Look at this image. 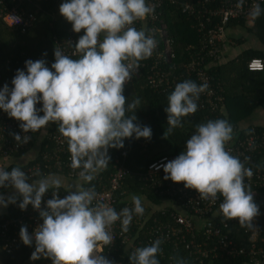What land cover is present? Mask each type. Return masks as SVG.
I'll return each instance as SVG.
<instances>
[{"label":"clouds","instance_id":"clouds-1","mask_svg":"<svg viewBox=\"0 0 264 264\" xmlns=\"http://www.w3.org/2000/svg\"><path fill=\"white\" fill-rule=\"evenodd\" d=\"M262 11L257 4L251 14L258 18ZM59 12L75 33L83 31L74 44L73 55L78 58L56 47L51 67L45 59H27L25 68L16 70L12 87L5 83L0 88V109L20 121L25 133L37 132L51 123L58 125L67 138L71 167L80 169V177L90 183L94 174L107 168L109 148H123L126 138L151 139L150 126L135 122L140 99L127 103L124 88L140 61L150 58L157 46L154 35L134 26L154 9L146 0H64ZM207 87L192 80L176 84L165 108L168 134L183 127L182 118L198 110L197 101ZM129 112L132 115H127ZM13 135L21 143L31 139ZM232 138L233 126L225 119L198 124L185 149L162 165L164 178L183 182L203 200L215 203L222 197L224 219H236L241 227L254 229L253 220L260 210L251 187L245 183L253 172L226 150ZM127 168L130 176L126 184L131 179ZM0 187L15 190L7 198L0 193V206L15 204L20 196L21 210L30 204L38 210L43 223L32 234L27 226H21L20 238L27 246L35 243L30 259L44 257L52 264H114L102 254L103 248L113 242L112 225L120 221L122 231L127 232L133 213H144L140 198L135 196L134 207L119 212L99 202L94 204V186L76 187L60 198L59 179L32 183L28 173L15 167L10 171L0 169ZM50 189L52 198L42 208L43 197ZM161 243L156 239L137 248L129 255L130 264H160L157 257L162 252Z\"/></svg>","mask_w":264,"mask_h":264},{"label":"built area","instance_id":"built-area-1","mask_svg":"<svg viewBox=\"0 0 264 264\" xmlns=\"http://www.w3.org/2000/svg\"><path fill=\"white\" fill-rule=\"evenodd\" d=\"M0 0V4H1ZM179 4L181 11L189 17L199 19L197 30L199 32V45L197 49L193 45L187 47V60L182 64V72H179L175 62V53L172 50V39L168 36V29L165 22L158 19L156 10L161 8L164 0H146L153 7L154 12L143 21H137L135 27L143 29L146 34L154 35L157 46L152 56L142 67H148L146 80L149 87L160 90L161 87L176 85L184 76L186 80L194 78L197 84H207V89L201 93L198 109L207 111H223L225 105L224 88L219 80L209 74L210 63L219 60L221 54L220 43L225 37L227 24L234 19H242L248 25L254 24L252 10L259 4L262 9L264 0H167ZM210 5L208 8L204 7ZM202 7V8H201ZM22 13L14 9L8 10L0 6V19L8 26H23L29 23L30 19H24ZM213 18H218L213 20ZM203 19V20H202ZM78 34L69 36L66 39L65 54L73 55L74 44L78 40ZM170 67V70L163 69V65ZM246 69L250 72H262L264 61L260 57H251L246 62ZM135 72L132 74L134 77ZM217 79V78H216ZM40 107L41 105L38 104ZM19 122L10 118L6 112L0 109V151L4 155L22 149L26 143L17 142L13 134L30 136L32 132L25 133L21 128L16 129L15 124ZM11 129L10 134L5 137V129ZM48 131L44 132L43 137ZM52 137L55 146L51 153H45L46 161L52 166L64 169L69 177L80 173L81 170L71 167V154L65 138L59 131L48 133ZM5 140V149L2 150V141ZM226 150L233 156L238 157L245 167L251 168L253 175L246 178V185L251 187L254 193V201L259 206L260 214L253 220L254 229L241 227L238 220H225L220 209L222 197L215 203L210 200H203L194 189L184 187L183 182L176 183L171 179H165V172L162 165L174 159L177 154H163L149 162L143 173L139 174V190L132 192L128 190L126 178L130 171L123 162L115 161L113 167L110 187L105 190H95L96 200L106 206L113 207L117 212L127 207L132 209L133 197H139L144 208L143 215L133 213V218L127 232L122 231L120 221L112 225L110 232L113 235L111 245L103 248V255L114 264H130L129 255L137 248L150 245L156 239L162 241V252L158 254L160 264H216L225 261L227 264L232 259H238V264H264V226L260 221L264 219V130L251 125L245 129L242 135L239 131L233 130V138L227 142ZM124 156L125 153L123 152ZM123 161V160H122ZM40 169L39 164L30 166L26 173L33 177ZM132 172V171H131ZM134 174L131 173V178ZM52 189L43 197L42 208L46 201L52 198ZM156 195L158 202L148 197L147 192ZM68 191L59 189V196L63 198ZM22 197L17 196V202L13 204V216L6 217L0 224L3 232L13 229V244L3 243L2 250L13 252L14 243L25 244L20 238L21 226H27L32 234L37 227L43 223L38 210L28 205L26 210H21L19 203ZM233 222L242 228L246 238H240L242 242H235L231 239V231L227 229L228 223ZM260 226V227H259ZM3 236H7L6 233ZM10 237H7V239ZM8 241V240H6ZM119 252L122 257L114 258V253ZM122 258H125L121 260ZM52 264V263H48Z\"/></svg>","mask_w":264,"mask_h":264},{"label":"trees","instance_id":"trees-1","mask_svg":"<svg viewBox=\"0 0 264 264\" xmlns=\"http://www.w3.org/2000/svg\"><path fill=\"white\" fill-rule=\"evenodd\" d=\"M64 0H2L0 6L8 10L14 9L17 12L22 13L24 19H30L26 25H13L8 26L0 19V88L5 83L12 87L11 81L16 74L17 69L25 68V61L32 59H45L47 66L51 67L54 62V49L61 47L65 49L66 39L69 36L76 35L72 30V25L68 22L59 12L60 4ZM210 5L204 7L208 8ZM202 8V7H201ZM264 10V5L262 7ZM158 19H161L167 25L168 36L172 39V50L175 53V62L179 72H182V64L187 60V47L193 45L195 49L199 45V32L197 30V23L199 19L189 17L188 14L181 11L179 4L171 3L167 0L161 5V8L156 10ZM218 18H213L216 20ZM203 20V19H202ZM257 33L260 37L264 34V11L258 18H254ZM242 19L231 20L227 27L236 24H244ZM226 27V29H227ZM83 31L78 34L82 35ZM103 37H101L102 39ZM68 50V46H67ZM47 53L45 57L43 53ZM73 59H77L78 56L71 55ZM260 57L256 54H247V60L251 57ZM221 58V57H220ZM219 58V60H220ZM262 58V57H260ZM264 61V58H262ZM219 60L213 63H218ZM145 59L140 61V67L135 71L134 77L131 81L125 85L124 95L127 97L126 102L130 103L134 99L139 98L141 103L138 106L135 115L137 116L136 123L141 125L150 126L152 130L151 139L139 138H126L124 140V147L120 149L109 148L108 154L111 159L106 169L98 171L94 174L95 178L90 182H85L79 175L75 174L73 177H69L64 169V163H62V169L53 167L52 163L46 161L44 157L45 153H51L54 150L55 142L52 137H48V133H54L59 131L58 125L55 123L49 124L47 127L42 128L37 132H32L31 139L24 145L22 149L15 150L13 153L4 155L3 151H0V160L6 158L4 168L5 170H11L12 168H20L23 171H27L30 166L39 164L40 169L35 173L33 177H30V182L46 179L48 175H59L62 178H58L60 181L65 179H71L72 181H80L79 187L91 188L94 186L95 190H105L110 187L112 179L113 167L116 164L115 161L123 162L125 167H129L134 176L127 180L128 190L135 192L139 190L140 182L138 181L139 174L143 173L149 162L156 159L163 154H177L179 155L186 145V141L196 131V126L201 123H206L208 120L225 119L233 127L235 123L228 118V115H224L223 112L207 111L206 109H198L194 114H190L182 118L183 127H178L173 130L171 134L167 133L169 127L167 122V113L165 108L168 106V96L174 91L175 86L165 88L164 86L160 90L149 87L146 75L148 73V67H142V64L147 62ZM245 67V66H244ZM163 69L170 70V67L166 64L163 65ZM26 70V69H25ZM247 72H250L246 69ZM264 71V70H263ZM262 71V72H263ZM254 73V72H250ZM209 74H211L215 80L218 79V67L210 66ZM217 78V79H216ZM186 80L184 76L178 83ZM188 80L195 81L194 78ZM39 105H37L38 107ZM245 110V109H244ZM248 113V110H247ZM246 110L243 112V116H247ZM43 115V113H40ZM127 115H132L131 112ZM245 116V117H246ZM20 121L15 124L16 129L19 130ZM255 126V125H253ZM250 127V126H248ZM257 127V126H255ZM259 128V127H258ZM260 129V128H259ZM11 129H5V137L10 134ZM45 131H48L47 135L40 141L39 135ZM240 134L245 133V129L239 131ZM165 133V136H164ZM39 138V139H37ZM3 145L2 150L5 149V140L1 142ZM39 145L37 152L33 151L35 146ZM28 160L24 161L26 164L22 165L18 162L25 154H30ZM125 153L123 156L122 153ZM13 158V159H10ZM123 160V161H122ZM2 166V165H1ZM80 170V169H78ZM53 177V176H52ZM64 178V179H63ZM8 187H0V193L8 190ZM61 190L69 191L66 187L62 186ZM154 202H158L156 195L151 192L145 193ZM13 204L9 203L8 210L5 214L0 216V224L4 222L6 217L13 216L14 209ZM260 226H264V219L260 221ZM259 226V227H260ZM227 229L231 231L230 237L235 242H242L240 238H246L247 235L243 233L242 228L238 224L229 222ZM6 233L7 236H3ZM264 236V232H262ZM7 237H10L7 239ZM13 229L3 232L0 227V264H43L44 262L52 263L50 259L41 257L37 260L30 259L32 252L35 250V243L32 246H23L19 243H14L15 250L13 252H5L2 250L3 243L13 244ZM8 240V241H6ZM121 248L117 253H114L115 259H120L122 255ZM125 258H122L123 260ZM238 259L234 258L227 264H238ZM225 261L217 262L216 264H224Z\"/></svg>","mask_w":264,"mask_h":264},{"label":"crops","instance_id":"crops-1","mask_svg":"<svg viewBox=\"0 0 264 264\" xmlns=\"http://www.w3.org/2000/svg\"><path fill=\"white\" fill-rule=\"evenodd\" d=\"M220 48L219 62L209 65L218 67V79L226 93L224 115H228L232 123H235L236 126L233 127V130L240 131L251 125L264 130V71L250 73L245 70L247 54L253 53L264 58V34L263 37L259 36L255 21L252 25L246 23L231 25L226 29ZM244 109L246 113L248 110L246 117L242 114L245 112ZM43 135V132L39 135L40 141L43 139ZM37 151L36 149L33 152ZM21 164L26 163L22 162ZM3 168L4 166L0 165V169ZM48 176H53L50 180L62 178L59 175ZM39 181H33V183L38 184ZM61 183L69 190H75L80 186V181L71 179H65ZM13 194L12 192L11 195ZM8 205L7 207L0 206V216L7 212Z\"/></svg>","mask_w":264,"mask_h":264},{"label":"rangeland","instance_id":"rangeland-1","mask_svg":"<svg viewBox=\"0 0 264 264\" xmlns=\"http://www.w3.org/2000/svg\"><path fill=\"white\" fill-rule=\"evenodd\" d=\"M245 23H246V22H245ZM246 24H247V23H246ZM38 146H39V145H36L35 148H34V150H36V149L38 148ZM29 155H30V154H25V156L19 158L20 160H19L18 162L22 163V162L28 160ZM10 159H13V158H10ZM5 161H7L6 158L4 159V161H3V160H0V165L4 166L5 163H6ZM51 178H52V176H48V177L46 178V180H50ZM32 183H33V182H32ZM12 192L14 193L15 190H14V189L12 190L11 188H9L8 190L4 191L2 194L7 198L9 195L12 194ZM0 254H2V253H0ZM43 264H47V262H44Z\"/></svg>","mask_w":264,"mask_h":264}]
</instances>
